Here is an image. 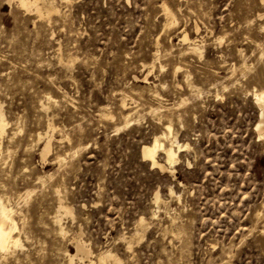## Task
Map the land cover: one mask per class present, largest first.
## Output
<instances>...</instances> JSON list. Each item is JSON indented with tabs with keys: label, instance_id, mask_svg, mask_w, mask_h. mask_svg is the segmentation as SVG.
I'll list each match as a JSON object with an SVG mask.
<instances>
[{
	"label": "rangeland",
	"instance_id": "374dc122",
	"mask_svg": "<svg viewBox=\"0 0 264 264\" xmlns=\"http://www.w3.org/2000/svg\"><path fill=\"white\" fill-rule=\"evenodd\" d=\"M262 2L0 0V194L23 245L0 264H71L78 240L76 264H264ZM166 124L188 148L153 165Z\"/></svg>",
	"mask_w": 264,
	"mask_h": 264
},
{
	"label": "bare ground",
	"instance_id": "6f19581e",
	"mask_svg": "<svg viewBox=\"0 0 264 264\" xmlns=\"http://www.w3.org/2000/svg\"><path fill=\"white\" fill-rule=\"evenodd\" d=\"M19 2V6L25 8L27 11H30V12H33V11H36L37 13H39L41 16L43 15V10L46 9L43 8L41 5H40V2L41 0H17ZM264 2V0H262ZM48 2V1H47ZM262 2V3H263ZM44 4V3H43ZM47 4V3H46ZM45 6V5H44ZM264 6V5H263ZM52 7V5H51ZM47 8H50V7H47ZM166 8V7H165ZM51 10V9H50ZM52 10H54V8L52 7ZM166 11H168V9H166ZM47 12H48V9H47ZM52 12V11H51ZM165 13V12H164ZM166 14V13H165ZM164 14V15H165ZM171 14V12H170ZM171 16L169 15L168 13L165 15V16ZM173 17V16H172ZM166 18V17H165ZM170 19H172L170 17ZM173 20H175V18H173ZM168 22H171V21H168ZM167 22V23H168ZM172 23V22H171ZM174 23V22H173ZM172 23V24H173ZM172 24L170 25V23H168V26H172ZM196 39V38H195ZM192 40L190 39L189 35L188 34H185L184 37H183V41H187L189 43V41ZM197 41V40H195ZM194 41V42H195ZM193 42V41H192ZM185 43V42H184ZM191 43V42H190ZM187 45V44H186ZM188 46V45H187ZM200 46V45H199ZM196 42L195 43H191L189 45V50L191 52H200L202 53V47H199ZM187 52V51H186ZM159 53V52H158ZM196 53V54H197ZM154 54V53H153ZM161 54V53H160ZM183 54V53H181ZM180 54V55H181ZM159 55V54H158ZM191 55V54H190ZM199 55V54H198ZM201 55V54H200ZM203 55V54H202ZM201 55V56H202ZM165 56V55H164ZM179 56V55H178ZM196 56V55H195ZM161 57V56H159ZM158 57V58H159ZM186 57V56H185ZM200 57V56H199ZM157 59V58H156ZM162 60V59H161ZM155 61V59H154ZM152 61V62H154ZM151 62V63H152ZM184 62V61H183ZM150 63V65H151ZM154 64H156L154 62ZM162 64V63H161ZM149 65V66H150ZM148 67V64L147 66ZM153 68V67H152ZM151 68V69H152ZM178 68H180L178 66ZM147 69V68H146ZM149 69V68H148ZM233 69V68H232ZM182 71V69H180ZM162 71V70H161ZM180 71V72H181ZM234 71V70H232ZM145 72V71H144ZM150 72V71H148ZM153 72V70H152ZM177 73V72H176ZM179 73V72H178ZM183 74V73H182ZM188 74V73H187ZM232 74V73H231ZM186 75V74H185ZM190 75V74H189ZM192 76V75H191ZM188 77V75H187ZM190 77V76H189ZM184 79V78H183ZM191 79V78H189ZM188 83V82H187ZM186 83V84H187ZM195 86V85H194ZM197 88V87H196ZM226 89V87H225ZM198 90V89H197ZM196 90V91H197ZM191 93V92H190ZM198 93V92H197ZM48 98V96L46 97ZM255 98H256V101L258 103V105L262 108V116L260 117L261 118V121L258 123L257 127H256V130L259 131V133H262L264 132V90H262L261 92L259 93H256L255 94ZM124 100V99H123ZM52 101V99H51ZM49 102V101H48ZM53 102V101H52ZM55 102V101H54ZM124 102V101H123ZM121 102V103H123ZM127 102V101H126ZM49 104V103H48ZM44 106V105H42ZM171 107V106H170ZM45 109V108H43ZM128 109V108H127ZM154 109V108H153ZM155 110V109H154ZM43 111V110H42ZM128 111V110H127ZM157 111V110H156ZM125 112V111H124ZM153 112V110H152ZM151 112V113H152ZM126 119L127 116H126ZM130 119V118H129ZM132 122L131 121H127L126 122V126H129ZM168 125V124H166ZM9 126V122L7 121L3 111H2V108L0 106V160H1V155L4 153V139L7 135V128ZM51 127V126H49ZM54 127V126H53ZM55 128V127H54ZM53 128V129H54ZM50 129V128H49ZM53 129L51 131H53ZM165 129V128H164ZM167 131H163L164 133H162L161 135H158L155 137L154 141L150 144V145H146L143 147L142 149V154H143V158L145 160H148L150 161L153 165H158V159H157V155L159 152H162L165 156H166V159L167 161L173 165L175 164L176 162H178V157H179V153L181 151H183L185 148H188V146H185L183 144H181L179 142V140L177 139L176 136L173 135V131H172V126L171 125H168L167 128H166ZM49 131V130H48ZM47 131V132H48ZM47 134V133H44V135ZM41 137V135H39ZM44 137V136H42ZM47 137H48V134H47ZM46 137V138H47ZM51 137V136H50ZM45 138V137H44ZM42 138V139H44ZM49 138V137H48ZM42 139H39V140H42ZM7 146V145H6ZM50 148V142H48L46 144V146L44 147L43 151H42V156L43 158L45 159L46 156H47V151L48 149ZM8 154V153H7ZM151 164V165H152ZM174 166V165H173ZM13 189V188H12ZM17 191V190H16ZM171 191V190H170ZM5 192V191H4ZM2 193V192H1ZM173 193V192H172ZM12 195L10 196H7V197H11ZM159 198V197H158ZM157 198V199H158ZM11 200V199H10ZM160 200V199H159ZM16 201V200H15ZM14 202V201H13ZM16 203V202H15ZM160 203V202H159ZM10 204V202H9ZM8 202L4 199V197L0 194V258L4 257L5 255L9 254L13 249H16V248H19V247H23L22 243H21V240L19 237L15 236V233L16 231L18 230V224L14 218V215L17 216L18 213L15 214L16 210L13 206L9 205ZM18 212V211H17ZM55 222V220H54ZM56 222L60 225H58V227L60 228V230L63 232L64 229L62 227V224H61V219L60 217L56 219ZM143 219L141 220V223H143ZM56 223V224H57ZM76 247H77V254L76 255H71V254H68V258H69V261L71 262V264H76L77 262H75L76 258L79 256H82V258H90L92 257L91 255L92 252L90 251V249L85 245V243L82 242V240H78L77 243H76ZM96 257V256H94ZM98 257V256H97ZM113 257L109 252H105L104 254H101L99 256V260L100 262H104L105 259L107 258H111ZM84 258V259H85ZM97 259V258H96ZM88 260V259H87ZM84 261V260H83ZM79 262V261H78ZM93 263V262H92ZM91 263V264H92ZM70 264V263H69Z\"/></svg>",
	"mask_w": 264,
	"mask_h": 264
}]
</instances>
